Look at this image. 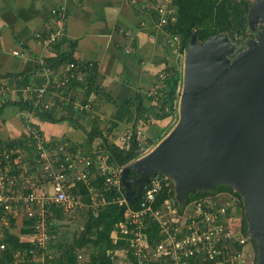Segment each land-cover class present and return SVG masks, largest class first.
<instances>
[{
	"label": "trees",
	"instance_id": "trees-1",
	"mask_svg": "<svg viewBox=\"0 0 264 264\" xmlns=\"http://www.w3.org/2000/svg\"><path fill=\"white\" fill-rule=\"evenodd\" d=\"M140 2L147 6L145 10L150 12L157 25H159L162 18L160 8L167 4L166 0H141ZM171 3L173 14L168 17L169 21L163 27V31L167 39L171 37L181 39L182 53L187 50L195 33H197L198 40L201 42L220 35H226L236 45L241 44L243 45L242 48L248 47V44H243V41L247 36L249 27V12L252 5L249 0H171ZM172 17L176 18L175 22ZM53 31L54 28L43 35L42 39L48 38ZM238 37H241V39L239 40ZM36 39L42 41L37 37ZM66 44H68V50L65 51L63 47ZM75 47L76 43L68 42L67 36H64L52 46L53 56L31 55V58L36 60L37 64L26 74L0 75V81H8L18 90L16 95H10L6 101L0 104V112L6 108L17 107L20 112H28L39 123H66L86 136L87 139L84 143H79L69 137H62L59 139V143L53 146L59 151L60 146L67 144L69 154L82 152L93 160L94 167L91 171L94 178H90L89 182L78 181L73 179L75 176L69 174L72 177L69 182L74 183L71 190L72 194L81 196L87 205V207L81 209L82 211L87 209L85 211L87 214L84 228L79 235L75 234L73 239L67 238V235L60 237L59 224L68 218L74 219L77 213L67 212L64 207L50 202L45 203L46 234L48 238L44 247H40L30 239V236L37 234V216L32 218L26 216L20 220L11 218V231L8 230L5 236L8 249L0 255V264H11L14 255L19 250L27 253L22 264H118L119 261H122L121 258H123V263L132 260L134 264H138L135 251L131 247V240L136 230L132 229L125 215L128 208L141 209L143 200H139L134 205H129V203L128 205H120L119 200L126 195L125 187L123 185L122 190H119L107 183V177L100 172L98 157L100 155L107 157V164L111 167L123 168L131 161L139 159L145 146H157L167 136L173 129L172 126L164 129L159 125L167 119L178 118L181 97L178 89L183 87V68L180 65H168L165 70L167 77L162 81L156 97L139 93L131 98L119 101L111 93L97 85L99 70L96 63L81 62L74 57ZM70 63L80 65L84 76L81 80L73 79L69 84L60 87L58 75ZM46 70L51 71L52 89L44 96V103L36 105V95L25 97L21 90L33 84L37 86L45 84L43 73ZM50 101L53 103L52 106L46 108L45 104ZM147 101L151 105H148ZM78 102L84 106L91 105L92 111L78 110L76 108ZM108 110H112V112L109 113ZM100 115H103L104 119L101 120ZM24 125L28 133L17 139L0 140V144L4 143L11 147H19L25 154V163L29 172L40 173L46 167V164L43 161L39 162L40 154H35L36 141L30 133L33 129L39 130L43 137L44 133L39 125H35L28 120H24ZM122 125L128 126L127 128L124 127L123 132L129 128L132 130L128 145L121 143L122 136L120 137L119 128ZM152 126L157 127L159 131L147 138L146 142L149 143L142 142L139 138L141 129L149 131ZM59 153L63 156V159L66 158L65 153L61 151ZM139 176L140 174L136 170H131V179H136ZM155 178L162 181L163 188L158 194L157 201L153 204L154 208L163 209L168 202L173 204L182 214L186 209L188 210L206 200H214L222 204L220 197L230 196L231 200L237 204V214L242 219L241 235L244 237L250 236L243 198L232 187L222 184L218 185L213 191L201 190L195 192L184 205H181L176 201L172 181L165 179L163 175H158L153 179L156 180ZM49 182V180H46L45 184L47 183L48 186ZM137 188V185L132 186L134 191H137ZM93 194L101 203L95 209L89 206L93 203L91 200ZM121 223L128 226L129 233L127 235L122 234L121 230L118 229V225ZM16 229H18L17 234L14 233ZM160 231L157 221L151 225H144L142 233L147 243V247H144L145 252L156 248L157 243L162 239ZM116 233L117 235H115ZM251 242L255 249L248 242L253 249V252L250 253V259H252L253 264H260L257 242L254 239H251ZM221 248L229 254L238 255L245 247L237 238H234L224 241ZM32 250L36 252L37 258H39L38 261H34L33 256L29 254ZM119 253L123 256L121 257ZM82 254L86 256L85 259L81 258ZM185 261H189V264H191L194 261L197 262V259L192 258ZM145 264H170V262L167 259L160 258L145 261ZM227 264H232V262H227Z\"/></svg>",
	"mask_w": 264,
	"mask_h": 264
},
{
	"label": "water",
	"instance_id": "water-1",
	"mask_svg": "<svg viewBox=\"0 0 264 264\" xmlns=\"http://www.w3.org/2000/svg\"><path fill=\"white\" fill-rule=\"evenodd\" d=\"M257 1L250 24L264 25V0ZM236 50L226 35L201 42L195 33L184 58L178 123L153 151L126 164L121 179L129 205L158 175L173 181L181 205L195 192L232 187L264 264V30L232 59ZM131 170L140 176L131 179Z\"/></svg>",
	"mask_w": 264,
	"mask_h": 264
},
{
	"label": "built area",
	"instance_id": "built-area-1",
	"mask_svg": "<svg viewBox=\"0 0 264 264\" xmlns=\"http://www.w3.org/2000/svg\"><path fill=\"white\" fill-rule=\"evenodd\" d=\"M166 3L164 7L160 8L162 18L159 26L162 28L168 23V17L173 14L171 0H166ZM52 14L54 15L55 22L54 31L44 40L42 39V35H37V38L42 40L39 43L48 50H51L54 44L58 43L68 34L69 14L67 7L62 6L61 8L54 9ZM167 43L178 55H183L181 52V39L179 37L168 38ZM16 54L19 55V53ZM50 75L51 71L46 70L43 73L45 84L41 86L33 84L30 87L24 88L21 90L23 95L25 97L36 95L35 104H43L44 96L52 89ZM83 76L82 67L77 63H70L58 75L59 83L62 85L60 87L69 84L73 79L81 80ZM166 77V72L161 74L160 79L162 80L157 86L158 89ZM178 92L182 93V87H179ZM17 93L18 90L10 82L0 81V102L10 95L14 96ZM52 104V101H50L45 106L49 108ZM76 108L78 110L86 109L87 111H92L91 105L84 106L80 102L76 104ZM30 135L36 141L35 154H40L39 162L43 161L46 164V167L40 173L29 172L25 163L24 153L19 147H11L4 143L0 144V255L8 249L5 236L8 230L11 231V218L20 220L26 216L29 218L37 216V234L30 236V239L40 247H44L48 238L46 234L45 203L50 202L54 205L62 206L65 211L73 214L87 207L81 196L72 194L71 190L74 187V183L69 182V179L72 178L69 174L75 176L73 179L86 183L89 182L90 178H94L91 171L92 167H94L93 160L82 152L69 154L67 152V144L59 148V151L66 155V158L63 159L59 151L53 147L59 143V140L47 139L37 129H33ZM130 137L131 134L125 133L121 137V143L128 145ZM98 162L101 174L107 177V183L122 190L123 183L121 178L123 168L109 166L107 164V157L101 155L98 157ZM46 180L50 181L48 186L47 183L45 184ZM145 188L140 199V201L143 200L141 209L133 210L132 208H128L125 215L132 229L136 230L131 240V247L135 251L138 264H145V261L160 258L167 259L170 264H189V261L185 260L192 258L197 259V262L194 261L195 264H227V262H232V264H253L252 259H250L251 256L247 251L250 245L248 243L250 237L241 235L242 219L237 214L238 208L234 201V203L227 202L221 204L214 200H206L188 210L186 209L181 214L173 204L168 202L163 209L153 207V204L157 201L159 192L163 188L161 180L153 179L151 184ZM91 200L93 202L92 205H89L91 208L95 209V207L101 204L97 203L94 197ZM119 203L120 205H128L126 195L119 200ZM235 216H239V218L237 219ZM236 220L240 221L241 225L240 227L238 225L236 227L239 233L234 234L231 223H234ZM156 221L159 223L162 239L157 243L156 248L145 252L144 247H147V243L142 229L145 224L151 225ZM118 229L121 230L122 234L127 235L129 233V228L125 223L119 224ZM234 238H237L245 247L238 255L229 254L221 248L224 241ZM29 254L33 256L34 261L39 260L34 250L29 252ZM26 256L27 253L19 250L14 255L11 264H22ZM194 262L191 264H194ZM122 264H134V262L129 260Z\"/></svg>",
	"mask_w": 264,
	"mask_h": 264
},
{
	"label": "crops",
	"instance_id": "crops-1",
	"mask_svg": "<svg viewBox=\"0 0 264 264\" xmlns=\"http://www.w3.org/2000/svg\"><path fill=\"white\" fill-rule=\"evenodd\" d=\"M133 3L132 0H0V75L26 74L37 64L31 55H54L36 37L54 28L52 11L65 6L69 13L68 42L76 43L74 57L98 65L97 85L101 89L119 101L139 93L158 95L160 76L171 64L170 55L174 51L163 28L145 10L147 6L143 2ZM63 48L68 50V44ZM100 117L104 119L103 115ZM24 120L39 125L51 140L69 137L84 143L87 139L66 123H39L28 112L10 107L0 112V140L17 139L28 133ZM124 127L128 126L122 125L119 131Z\"/></svg>",
	"mask_w": 264,
	"mask_h": 264
},
{
	"label": "rangeland",
	"instance_id": "rangeland-1",
	"mask_svg": "<svg viewBox=\"0 0 264 264\" xmlns=\"http://www.w3.org/2000/svg\"><path fill=\"white\" fill-rule=\"evenodd\" d=\"M141 0H132V2H136V3H138V2H140ZM257 0H256V3L254 4V5H256L257 4ZM162 7H164V5L162 6ZM161 7V8H162ZM173 21L175 22L176 21V18L175 17H173ZM259 23H261V22H258L257 23V25L259 24ZM256 25H249V27H248V30H247V36H246V40L249 38V37H253L254 36V34L255 33H257V32H259L256 28ZM38 34H40V35H42L41 33H38ZM37 34V35H38ZM43 36V35H42ZM238 39L240 40L241 39V37H238ZM242 39H244V37H242ZM257 40V39H256ZM256 40H253V41H256ZM251 42V41H250ZM235 46H236V49L238 50L239 48L241 49L242 48V46H240V45H236L235 44ZM239 49V51H241ZM237 50H236V52H237ZM237 52V54H240L241 52ZM174 53V55L172 54V52H171V55H170V65H180L181 66V68H183L184 67V58H185V53H183V55L181 56V57H179V55L177 54V52H173ZM233 59V58H232ZM8 98H6L5 100H3V101H1L0 102V104L1 103H3L4 101H6ZM148 105H151V103L150 102H146ZM180 103V102H179ZM178 121H179V115H178V118L177 117H175V118H170V119H167V120H165V121H163V122H161V124L159 125V126H161L162 128H164V129H166V128H168L169 126H172V128H174L175 127V125L178 123ZM131 128H129L128 129V131L126 130V131H124L123 132V130L121 131V132H123L122 134L124 135L125 133H129V134H131ZM159 130H157V127H154V126H152L150 129H149V131L148 130H143V129H141V131H140V134H139V138H140V140L142 141V142H146V140H147V138L148 137H151L150 135H154L156 132H158ZM120 132V133H121ZM82 134V133H81ZM169 134V133H168ZM167 134V135H168ZM44 137H46L45 136V134H44ZM86 136L83 134L82 135V137L81 138H85ZM47 138V137H46ZM47 139H50V138H47ZM78 139V138H77ZM5 141H7V140H5ZM162 141V140H161ZM160 141V142H161ZM148 142V141H147ZM146 142V143H147ZM159 142V143H160ZM149 143V142H148ZM158 145V144H157ZM155 147L156 146H154V145H149V146H145L144 147V150H142V154H141V156H140V158L141 157H143V156H145V155H147V154H149L151 151H153L154 149H155ZM24 155V158H25V154H23ZM93 197H94V199H95V201L97 202V203H99V200L97 199V197L93 194ZM220 199H221V201L223 202V203H227V202H230V203H234L232 200H231V197L230 196H221L220 197ZM85 211H87V209L85 210ZM85 211H82V210H80V211H78V213H77V215H76V217L73 219V218H71V219H67V220H64V222L62 223H60L59 224V226H60V234H59V236L60 237H62V236H64V235H67V238L69 237L70 239H73V236L76 234V235H79L80 233H81V231L83 230V228H84V224H85V220H86V214H87V212H85ZM232 213H233V211H232ZM235 218H239V216H235ZM231 227H232V230H233V233L234 234H237V233H239V230L236 228L237 227V225H238V227H240V225H241V223H240V221H235L234 223H231ZM250 237V236H249ZM248 237V238H249ZM250 240H249V242H250V244L252 245V247H253V243L251 242V237L249 238ZM256 241V240H255ZM257 242V241H256ZM251 245H249L248 246V248H247V251H248V253L250 254V253H252L253 252V249H255L254 247H253V249L251 248ZM257 245H258V242H257ZM119 255L122 257L123 256V254H121V253H119ZM258 256H259V254H258ZM85 255H81V258H84L85 259ZM121 260L122 261H119L118 262V264H122L124 261H123V258H121ZM259 262L261 263V261H260V258H259Z\"/></svg>",
	"mask_w": 264,
	"mask_h": 264
},
{
	"label": "flooded vegetation",
	"instance_id": "flooded-vegetation-1",
	"mask_svg": "<svg viewBox=\"0 0 264 264\" xmlns=\"http://www.w3.org/2000/svg\"><path fill=\"white\" fill-rule=\"evenodd\" d=\"M250 2H251V7H250V10H251V8L254 6V4L256 3V0H249ZM249 15H250V12H249ZM248 25H250V16H249V23H248ZM254 25H256V29L259 31V32H257V33H255L254 34V36L253 37H249L247 40L246 39H244V41H243V44L245 43L246 45L248 44V42H250V41H253V40H256V39H258L259 38V36H260V34L263 32V30H264V25L262 24V23H259L258 25H257V23H254ZM231 41V40H230ZM232 42V41H231ZM234 45L236 44L235 42H232ZM237 45H240V46H242L243 47V45H241V44H237ZM240 49V48H239ZM239 49L237 50V52L239 51ZM247 48L246 47H244V48H241L240 50L241 51H239V52H243L244 50H246ZM237 52H236V54L234 55V56H232L231 58H235L238 54H237Z\"/></svg>",
	"mask_w": 264,
	"mask_h": 264
},
{
	"label": "clouds",
	"instance_id": "clouds-1",
	"mask_svg": "<svg viewBox=\"0 0 264 264\" xmlns=\"http://www.w3.org/2000/svg\"><path fill=\"white\" fill-rule=\"evenodd\" d=\"M184 53H186V51Z\"/></svg>",
	"mask_w": 264,
	"mask_h": 264
}]
</instances>
